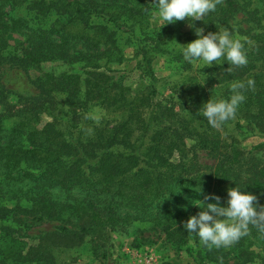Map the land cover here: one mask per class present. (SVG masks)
<instances>
[{
	"label": "trees",
	"instance_id": "16d2710c",
	"mask_svg": "<svg viewBox=\"0 0 264 264\" xmlns=\"http://www.w3.org/2000/svg\"><path fill=\"white\" fill-rule=\"evenodd\" d=\"M14 2L0 0V65L18 58L8 51L7 36L22 32L27 46L18 59L23 66L40 68L43 62L56 61L79 63L80 68L59 74L41 72L36 81L40 96L10 113L16 120L8 140L0 134V174L21 183L3 198L16 201L13 207L0 203V221L14 212L25 215L26 220L19 217L24 229L44 219L59 223L38 236L34 244L14 245L11 253H5L11 264H64L58 253L84 243L97 255L111 232L131 220L147 221L173 245L185 249L197 235L184 228L192 215H186L180 206L197 190H203L202 195L212 192L220 196L221 205L226 206L227 190L238 185L264 205V165L255 173L239 176L235 167L244 163L243 150L233 138L229 144L222 141L202 114L211 98H230L233 82L253 79L255 88L245 92L235 117L264 134V0H223L204 20L196 21L205 35L228 29L233 37L246 38L242 42L248 63L233 67L231 73L226 71L230 64L224 58L191 68L178 47L175 59L186 72L181 88L186 97L169 104L155 99L152 62L157 53L166 52L163 38L190 40L193 29L182 30L166 22L149 34L144 0H29L26 7L36 17L32 24L23 17L4 14L5 5ZM238 13L241 19L235 20ZM98 17L103 21L92 22ZM110 25L125 26L137 46V66L148 84L134 93L104 69L106 61L101 63L115 51V47H106L113 42ZM56 94L67 107L66 121L52 113L57 109ZM5 99L0 79V102ZM88 105L102 108L104 117L89 118L85 113ZM49 107L53 110L48 111ZM39 110L52 115V121L41 128L30 124ZM181 110L188 117H182ZM2 130L0 115V133ZM186 139L193 140L189 149ZM197 148L207 149L214 163H200ZM256 149L264 153V143ZM22 199L29 203L21 206ZM7 228L10 233L2 230L1 238L11 235L14 240L20 227ZM199 246L198 264H243L257 258L264 264V236L255 228L228 251ZM5 256L0 253L1 262Z\"/></svg>",
	"mask_w": 264,
	"mask_h": 264
},
{
	"label": "rangeland",
	"instance_id": "374dc122",
	"mask_svg": "<svg viewBox=\"0 0 264 264\" xmlns=\"http://www.w3.org/2000/svg\"><path fill=\"white\" fill-rule=\"evenodd\" d=\"M29 0H16L13 4L7 3L3 9L5 15L20 16L30 23H36V17L34 16V10H30L26 7ZM148 7L147 10V29L149 34L153 28L163 27L162 22L156 13L158 8L153 5L156 0H144ZM55 16L54 14H51ZM241 13L236 14L235 20L241 19ZM50 19V18H47ZM99 17L92 19V22H102ZM167 21H164L165 24ZM189 19L184 21H176L173 24L179 26L182 30L189 29ZM195 27L197 26L196 21ZM197 28V27H196ZM109 29L113 32V42L106 45V47H115L114 54L111 55L109 60L103 58L101 63L106 70L109 71L115 79L120 80L123 84L128 85L131 88V92L134 93L148 84L146 78L142 77L141 71L138 69L137 63L139 61L138 53L136 52V44H134L132 35L125 31V26L114 27L109 26ZM146 29V30H147ZM193 29V28H191ZM147 30V32H148ZM194 31V29H193ZM142 37H144L142 35ZM198 37L195 35L190 40H183L181 42L174 39H164V50L173 51L172 53L159 52L154 56L152 62L153 74L156 79L155 87L157 89L156 101H160L164 104H169L170 100L184 101L186 95L181 91L182 82L184 81L185 71L181 68V63L175 59V52L181 48V54H183V46L186 45ZM9 47L8 51L12 55L21 57L23 49L27 46L24 34L22 32L9 33L7 36ZM178 42V43H177ZM181 44V45H180ZM175 51V52H174ZM18 58H10L8 61L0 65V79L4 86L6 99L0 102V115L2 118L3 130L1 136L8 140L10 137V130L14 124L16 118L10 113L21 109L24 104H29L34 101V98L40 96V92L36 87L37 78L41 76V72L50 71L54 74H59L61 71H76L79 70V63H73L72 65L63 64L61 62H43L40 68L32 66H23L19 62ZM203 60H196L192 62V67L203 63ZM188 73V72H187ZM42 95L41 97H43ZM55 98V95H54ZM57 109L52 112L58 117V119L66 121L65 114L66 106L61 105L62 96L56 94ZM52 103V102H51ZM51 105V104H50ZM186 106V104H185ZM53 110L51 107L48 111ZM86 115L97 121L101 117H104V110L97 106L88 105L85 111ZM10 114L9 116H7ZM182 117H188V113L180 111ZM31 126L41 128L47 122L52 121V115L45 111H38V116L30 118ZM239 121L240 125L236 126L235 123ZM214 128V127H213ZM215 132L219 133V137L227 144L231 140H235L234 143L237 147L243 150L242 158L244 163L235 167L236 173L239 176H245L250 173H255L259 167L264 165V153L263 149H256L257 145L264 143V134L255 131L251 126L243 119L234 117L223 123L221 127L214 128ZM233 138V139H232ZM186 145L188 149L193 145V140L186 139ZM197 159L203 165H210L214 163V157L207 151V149H195L194 150ZM192 151L188 152L191 156ZM177 153L172 156V160H177ZM17 179V178H15ZM20 180H8L4 175L0 174V203L7 204L10 208L14 206V200L3 199L6 196L7 191L15 190L17 186H20ZM196 186V189H199ZM222 190V189H220ZM212 191V190H211ZM203 190H197L194 195L189 196L182 201L180 206L187 213L196 215L202 209L197 205L203 206V200L206 195L212 192L203 194ZM208 203L212 201L208 200ZM28 201L22 199L20 205L25 206ZM6 215L5 220L0 221V253L1 255H7L8 251H13V246L19 245L18 242L26 244H34L43 232L54 230L59 223L53 220H41L31 224L27 229H24L19 223V217L26 220L25 215L14 213ZM125 212L122 213V215ZM7 225H11L15 228H19L18 235H15L13 240L11 235H7V238H1L2 230L6 233H10ZM3 227H6L4 229ZM200 240L197 236L196 239H189L188 243L184 245L185 249H180L173 245L168 239H166L164 233L158 228L152 226L147 221L131 220L130 223L123 224L119 228L113 230L110 234V239L106 246L101 248L97 255L92 254V250L89 243H84L79 247H73L61 250L59 254V261L64 264H163L168 262L170 264H198L197 253L200 250ZM258 245V244H257ZM232 247V246H231ZM231 247H221L228 251ZM187 249V251H186ZM264 254V252L262 253ZM9 257L0 260V264H11ZM230 263V262H229ZM207 264H220V262L208 261ZM243 264H260V259H254Z\"/></svg>",
	"mask_w": 264,
	"mask_h": 264
},
{
	"label": "clouds",
	"instance_id": "9594fccd",
	"mask_svg": "<svg viewBox=\"0 0 264 264\" xmlns=\"http://www.w3.org/2000/svg\"><path fill=\"white\" fill-rule=\"evenodd\" d=\"M223 0H156V5L162 26L176 21L189 19V28H193L198 37L183 46V57L189 63L203 60L207 65L224 58L230 67L239 68L248 63L244 41L246 38L233 37L228 29H219L217 32H208L204 28H196L195 21L204 20L210 12L216 10ZM167 21L166 24H163ZM178 43V42H177ZM255 88V81L249 79L246 83L236 81L231 84L232 95L228 99H210L203 105L202 114L209 124L219 128L225 122L235 117L238 107L246 99L245 92ZM236 185L227 190L226 206L221 205V197L209 194L204 197L203 206L197 204L202 210L192 215L184 222V228L189 234H196L200 243L209 250L213 247H231L243 237L250 234L251 228L264 236V205L259 198L250 192L242 191ZM214 200L215 203H208Z\"/></svg>",
	"mask_w": 264,
	"mask_h": 264
}]
</instances>
